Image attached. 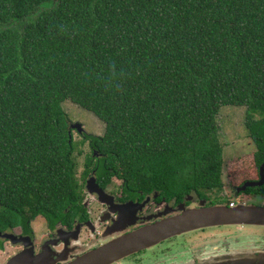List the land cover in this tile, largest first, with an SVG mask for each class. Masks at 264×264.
Here are the masks:
<instances>
[{
	"label": "trees",
	"instance_id": "1",
	"mask_svg": "<svg viewBox=\"0 0 264 264\" xmlns=\"http://www.w3.org/2000/svg\"><path fill=\"white\" fill-rule=\"evenodd\" d=\"M65 100L102 134L76 140ZM226 105L245 108L255 150L224 163ZM91 160L100 176L178 197L221 199L226 172L257 178L264 0H0V228L69 216Z\"/></svg>",
	"mask_w": 264,
	"mask_h": 264
},
{
	"label": "flooded vegetation",
	"instance_id": "2",
	"mask_svg": "<svg viewBox=\"0 0 264 264\" xmlns=\"http://www.w3.org/2000/svg\"><path fill=\"white\" fill-rule=\"evenodd\" d=\"M72 129L79 141L90 134ZM92 154L100 156L96 150ZM260 166L257 178L225 187L220 193L224 197L216 199L213 192L178 197L135 189L114 175L100 176L91 160L87 166L90 170L82 181L81 207L71 209L69 216L61 219L40 216L28 220L27 227L0 228V233L10 235H0V264H69L115 238L184 209L253 203L264 206V190L256 188L264 182L237 190L246 181L260 178ZM84 167L82 161L80 170ZM225 197L227 201H235L227 204ZM109 264H264V225L232 223L194 229L169 236Z\"/></svg>",
	"mask_w": 264,
	"mask_h": 264
},
{
	"label": "water",
	"instance_id": "3",
	"mask_svg": "<svg viewBox=\"0 0 264 264\" xmlns=\"http://www.w3.org/2000/svg\"><path fill=\"white\" fill-rule=\"evenodd\" d=\"M84 132L80 123L70 125ZM260 178L246 181L237 190L247 186H258L264 182V164L260 166ZM264 225V206L237 204L235 206L214 205L203 208H188L181 213L142 227L79 256L69 264H109L131 252L155 244L169 236L218 224ZM0 235L9 237V234Z\"/></svg>",
	"mask_w": 264,
	"mask_h": 264
},
{
	"label": "rangeland",
	"instance_id": "4",
	"mask_svg": "<svg viewBox=\"0 0 264 264\" xmlns=\"http://www.w3.org/2000/svg\"><path fill=\"white\" fill-rule=\"evenodd\" d=\"M62 107L67 114L70 123H80L82 128L90 133L91 135H100L104 130L103 122L98 119L91 111L86 110L77 106L76 104L70 102L69 100H65L62 103ZM245 108L238 107V106H230L226 105L223 106L219 114L217 115V122L219 125V136L220 141L223 145V160L224 163L235 161L237 158L245 157L249 158L253 151L255 150V146L253 145L252 140L247 135V130L245 128ZM72 134L76 140L80 139L76 131H72ZM88 147L87 144H84V151H87ZM82 162V159H80ZM250 162V163H249ZM252 166V163L249 161H243V163L234 164V170L240 171L245 167ZM227 173V172H226ZM226 173H224V181L226 182L225 187L228 188L231 186H238L240 182H233L229 179H226ZM251 177H256V172H252ZM244 179H251V178H242ZM241 196L239 198H243ZM264 203V202H262ZM261 203V204H262ZM253 205H255L253 203Z\"/></svg>",
	"mask_w": 264,
	"mask_h": 264
}]
</instances>
